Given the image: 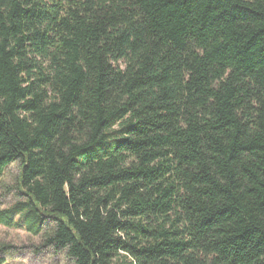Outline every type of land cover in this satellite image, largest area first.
Masks as SVG:
<instances>
[{
  "label": "trees",
  "instance_id": "trees-1",
  "mask_svg": "<svg viewBox=\"0 0 264 264\" xmlns=\"http://www.w3.org/2000/svg\"><path fill=\"white\" fill-rule=\"evenodd\" d=\"M13 163L73 264H264V0H0Z\"/></svg>",
  "mask_w": 264,
  "mask_h": 264
},
{
  "label": "rangeland",
  "instance_id": "rangeland-1",
  "mask_svg": "<svg viewBox=\"0 0 264 264\" xmlns=\"http://www.w3.org/2000/svg\"><path fill=\"white\" fill-rule=\"evenodd\" d=\"M18 174L19 165L13 163L0 177V210L8 209L20 200L16 190ZM0 245L12 248L5 264H73L62 254L56 255L50 250H42L40 239L32 236L23 226H0Z\"/></svg>",
  "mask_w": 264,
  "mask_h": 264
}]
</instances>
